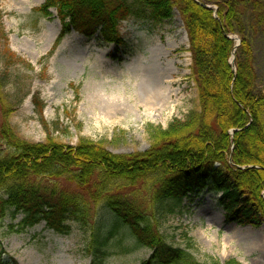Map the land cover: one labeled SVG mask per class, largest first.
I'll return each mask as SVG.
<instances>
[{"label":"trees","instance_id":"1","mask_svg":"<svg viewBox=\"0 0 264 264\" xmlns=\"http://www.w3.org/2000/svg\"><path fill=\"white\" fill-rule=\"evenodd\" d=\"M247 1L45 0L35 8L45 16L54 10L61 25L57 43L74 30L88 39L99 32L104 42L117 45L122 20L134 15L161 22L177 10L187 32L198 106L158 128L147 150L117 154L86 139L74 146L50 136L25 141L8 124L11 108L5 104L0 226L6 216L22 215L14 231L42 221L68 234L76 222L90 232L91 264L108 255L104 247L121 224L137 246L151 250L141 264H241L234 258L199 262L167 242L161 227L185 198L208 187L222 193L226 220L264 221V86L257 91L253 47L244 32L246 15L264 20V2L254 1L247 14ZM235 33L237 46L228 38ZM99 210L110 219L105 230L94 221ZM3 254L0 248V264H18Z\"/></svg>","mask_w":264,"mask_h":264},{"label":"rangeland","instance_id":"2","mask_svg":"<svg viewBox=\"0 0 264 264\" xmlns=\"http://www.w3.org/2000/svg\"><path fill=\"white\" fill-rule=\"evenodd\" d=\"M44 1L0 0V76L5 78L0 87V128L6 104L11 108L8 124L25 141L44 142L50 136L74 146L86 139L102 143L112 153L129 154L147 150L158 128L165 129L197 108L187 32L177 10L161 22L134 15L122 20L118 45L104 42L99 32L88 39L74 30L57 43L61 25L54 10L49 16L35 10ZM254 1L245 4L247 14ZM244 23L260 91L264 20L246 15ZM221 195L208 187L185 198L181 210L162 224L167 242L186 249L199 262L234 258L241 264H264V221L226 220ZM21 218L6 216L1 221L5 258L18 264H91L87 228L71 222L70 232L59 234L41 221L14 231ZM94 221L105 230L110 219L99 210ZM104 249L108 255L98 264H141L151 254L135 244L122 224Z\"/></svg>","mask_w":264,"mask_h":264},{"label":"water","instance_id":"3","mask_svg":"<svg viewBox=\"0 0 264 264\" xmlns=\"http://www.w3.org/2000/svg\"><path fill=\"white\" fill-rule=\"evenodd\" d=\"M205 7L210 8L209 5H205ZM228 38H232L231 36H228ZM239 44V39L237 40V45ZM231 63H233V57L231 58Z\"/></svg>","mask_w":264,"mask_h":264},{"label":"bare ground","instance_id":"4","mask_svg":"<svg viewBox=\"0 0 264 264\" xmlns=\"http://www.w3.org/2000/svg\"><path fill=\"white\" fill-rule=\"evenodd\" d=\"M231 36H232V35H231ZM232 37H233V38H236L234 35H233ZM260 240H261V242L263 243L262 246H264V237H261Z\"/></svg>","mask_w":264,"mask_h":264}]
</instances>
